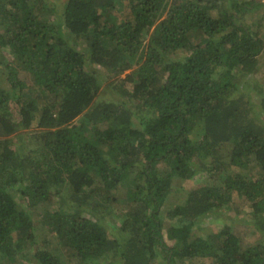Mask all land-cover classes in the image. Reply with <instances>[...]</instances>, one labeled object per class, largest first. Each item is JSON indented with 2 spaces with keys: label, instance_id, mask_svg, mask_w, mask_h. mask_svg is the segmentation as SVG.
<instances>
[{
  "label": "trees",
  "instance_id": "16d2710c",
  "mask_svg": "<svg viewBox=\"0 0 264 264\" xmlns=\"http://www.w3.org/2000/svg\"><path fill=\"white\" fill-rule=\"evenodd\" d=\"M260 7L0 0V264H264V15L244 19ZM101 72L118 99L99 97ZM173 177L197 182L165 209ZM235 192L262 241L244 246L228 223L195 233ZM38 228L61 252L27 250Z\"/></svg>",
  "mask_w": 264,
  "mask_h": 264
},
{
  "label": "rangeland",
  "instance_id": "374dc122",
  "mask_svg": "<svg viewBox=\"0 0 264 264\" xmlns=\"http://www.w3.org/2000/svg\"><path fill=\"white\" fill-rule=\"evenodd\" d=\"M58 1H62V0H58ZM115 15L119 14V12L114 11ZM117 13V14H116ZM260 14L264 15V8H258L257 10L253 11V12H249L246 17L244 18L245 21H249V20H253V18H257ZM118 16V15H117ZM262 25L264 27V19L262 22ZM264 30V28H263ZM188 53V51L186 50H178L177 52H175L174 54H172L174 57H178L181 58L183 56H185ZM3 54V53H2ZM262 61H264V56L262 57ZM128 71V70H127ZM126 73V71L123 73V75ZM102 76L105 77L104 73H102ZM263 74L264 75V65L260 66V68H258V71H256V78H258L259 80H256V87L254 89V92L252 93L254 97H257L258 100L260 98V96L262 95V90L264 89L263 84H264V79L261 80L262 78H259V75ZM263 83V84H262ZM100 96L99 97H103V98H107V99H118L119 97V91L117 90V88H114V86H112L110 84V80L108 78H104V82L102 84L101 90H100ZM159 93H157L156 91L153 92L152 94H150V96L148 97V100L150 102H152L153 100H155L157 98ZM136 101V100H135ZM134 101V102H135ZM137 102V101H136ZM25 136V135H23ZM22 136V137H23ZM17 140V138H13V141ZM20 141V140H19ZM173 155L175 157H177L178 155H180L179 150L178 151H173ZM257 170V167H252L250 169H248L246 171V173L249 172H255ZM218 174H214L211 177L209 175H207L205 172L198 174V176L196 177V180H201L203 182H207V183H212L215 182L216 180H218ZM191 181L189 180H184L181 179L179 177H173L171 184L173 187V190L170 194V196L168 197L164 208L168 209L171 208L172 206L183 202L185 200L186 197V192H187V188L191 187L192 185H195L197 181ZM126 191H127V186L125 183H122L119 185V187L116 189V193L115 196L117 197V206H119L122 209H126V204H125V197H126ZM114 194V193H113ZM235 203H238V205L241 207V211L236 212L234 208ZM58 199L55 197H52V199L48 202L47 205H45V207L43 206H39L40 211H43L44 208L46 209H53L55 207H58ZM248 203L246 202V200H244V198L239 194V193H234L233 195V200L231 203V206L229 207L228 205H226L225 207L222 208H218L217 210L211 212L209 215H206L199 223H197L194 227L193 230L195 233L197 234H202L205 235L210 231L216 230V229H220L224 226V224H231L233 226L236 227V229L241 233V237H242V244L244 246H248L250 244L256 243V242H261L262 238L259 237L257 235V233H254L253 229H252V217L249 213L248 210ZM41 215H37L36 220L41 218ZM109 220H105V225L108 229H111L112 231L116 232V234H119V225L121 224V219L118 216H115L113 218L108 217ZM37 225H40V223L38 221H36ZM43 229V230H42ZM38 228L36 230V237L37 240L36 241H32V243H29L27 245V250H32V251H36L39 250L40 247L42 246H52L55 247V251L57 252H61V248L59 246H57V242L54 238H52L51 236H49V234L46 232V230L44 228ZM169 242H171L169 240ZM67 256V254L63 255V257ZM165 261L163 259V257H157L154 260V264H164Z\"/></svg>",
  "mask_w": 264,
  "mask_h": 264
}]
</instances>
